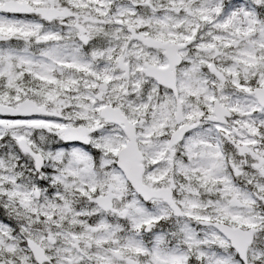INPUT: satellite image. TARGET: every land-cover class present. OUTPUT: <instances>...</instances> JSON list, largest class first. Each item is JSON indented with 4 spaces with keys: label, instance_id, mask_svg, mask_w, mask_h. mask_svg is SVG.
<instances>
[{
    "label": "snow or ice",
    "instance_id": "1",
    "mask_svg": "<svg viewBox=\"0 0 264 264\" xmlns=\"http://www.w3.org/2000/svg\"><path fill=\"white\" fill-rule=\"evenodd\" d=\"M0 264H264V0H0Z\"/></svg>",
    "mask_w": 264,
    "mask_h": 264
}]
</instances>
